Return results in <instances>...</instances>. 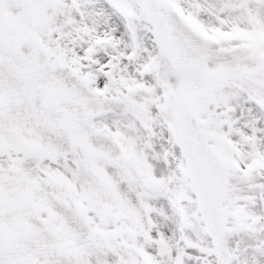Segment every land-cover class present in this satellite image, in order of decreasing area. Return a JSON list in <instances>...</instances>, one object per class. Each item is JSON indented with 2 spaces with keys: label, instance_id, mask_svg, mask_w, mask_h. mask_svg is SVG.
I'll list each match as a JSON object with an SVG mask.
<instances>
[{
  "label": "snow or ice",
  "instance_id": "snow-or-ice-1",
  "mask_svg": "<svg viewBox=\"0 0 264 264\" xmlns=\"http://www.w3.org/2000/svg\"><path fill=\"white\" fill-rule=\"evenodd\" d=\"M0 264H264V0H0Z\"/></svg>",
  "mask_w": 264,
  "mask_h": 264
}]
</instances>
